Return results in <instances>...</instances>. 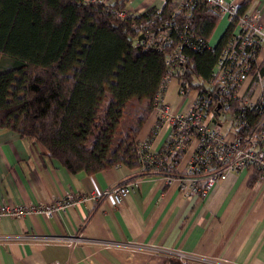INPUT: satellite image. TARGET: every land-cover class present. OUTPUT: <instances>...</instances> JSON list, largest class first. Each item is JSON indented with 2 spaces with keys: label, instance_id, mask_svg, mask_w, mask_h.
Instances as JSON below:
<instances>
[{
  "label": "trees",
  "instance_id": "trees-1",
  "mask_svg": "<svg viewBox=\"0 0 264 264\" xmlns=\"http://www.w3.org/2000/svg\"><path fill=\"white\" fill-rule=\"evenodd\" d=\"M127 1L0 0V57L11 61L10 67L0 66V128L40 143L51 160L73 174L92 175L119 165L140 168L139 136L170 76L179 80L181 94L198 91L199 100L211 101L217 127L221 116L230 114L239 142L264 129V96L255 107L241 110L213 85L220 55L235 39V20L216 47L208 48L199 40L203 45L210 42L221 18L202 0L190 8L189 16L174 14L176 5L166 0L162 9L122 19L118 13L126 11ZM253 2L244 0L239 14L247 13ZM166 23L179 25L187 37L194 32L197 48L182 45L188 57L183 67L165 65L180 44L174 31L160 46L148 43ZM257 73L255 81L264 75V65ZM134 101L140 107H134ZM130 107L133 120L124 123ZM167 150L157 155L166 156ZM185 152L167 160L163 172L142 174L178 176ZM168 258L171 264H191L177 256Z\"/></svg>",
  "mask_w": 264,
  "mask_h": 264
},
{
  "label": "crops",
  "instance_id": "crops-1",
  "mask_svg": "<svg viewBox=\"0 0 264 264\" xmlns=\"http://www.w3.org/2000/svg\"><path fill=\"white\" fill-rule=\"evenodd\" d=\"M233 1L239 7L244 0ZM165 3L128 0L125 10L139 15L150 8L162 9ZM257 10L264 27V0H254L247 13ZM229 24L228 18L220 20L212 46ZM257 64L264 65V50ZM255 79L245 86V97L252 103L264 92V75ZM163 98L174 114L189 109L197 96L195 91L181 94L179 80L171 78ZM179 98L183 100L179 103L187 98L186 105L178 104ZM159 116L154 110L139 136L143 142L153 134L155 154L168 146L172 131ZM228 124V132H218L235 141L236 132ZM196 147L197 140L192 139L177 173L187 169ZM131 182L134 190L120 207L106 199L76 204L51 218L41 213L1 218L0 264H171L170 252L191 257V264H264V183L256 170L230 174L207 195L187 200L178 183L167 186L160 176L143 175L139 168L126 165L92 175L73 174L51 160L40 143L0 128V205L39 206L68 194H105Z\"/></svg>",
  "mask_w": 264,
  "mask_h": 264
},
{
  "label": "built area",
  "instance_id": "built-area-1",
  "mask_svg": "<svg viewBox=\"0 0 264 264\" xmlns=\"http://www.w3.org/2000/svg\"><path fill=\"white\" fill-rule=\"evenodd\" d=\"M176 5L174 14L189 16L190 8L197 0H172ZM208 8H213L219 13L220 18L235 20V31L233 39L222 51L218 66L214 72L215 91L220 93L225 100L237 101L241 110L255 107L258 103H252L245 97V86L259 76L258 49L264 50V27L262 26L261 11L255 13L239 14L238 6L233 0H202ZM127 11H120L118 16L122 19L130 16ZM188 26L184 27L186 30ZM174 31L178 36L180 44L174 46V52L168 55L165 65L183 67L188 62V57L182 53V45L197 48L194 43V32L190 31L188 37L184 35L179 25L166 23L160 33L151 36L148 40L151 46H160L166 39L169 31ZM186 32V31H185ZM238 37H241L238 39ZM167 41V40H166ZM202 46L213 47L210 42ZM255 68V70H254ZM172 77L165 78L163 91L155 98V110L159 112V118L171 125L172 131L168 143L166 156H160L152 151L151 143L146 140L140 142L138 147L140 172L149 171L161 173L167 164L179 151L187 148V142L197 140V147L189 162L187 169L178 176H166L158 174L165 180L167 186L178 183L179 192L184 199L191 200L194 196H205L218 184L227 180L230 174H238L240 171L251 168L259 173V180L264 183V129L257 128L246 138L244 142L238 140L229 141L217 130L208 126L211 101L208 98L199 100V92L195 91L197 99L185 112L171 113V109L164 103V94L167 84ZM187 96V95H185ZM264 96V92L262 94ZM261 96V97H262ZM260 97V98H261ZM264 98V97H263ZM262 98V99H263ZM220 107V106H219ZM264 116V102L262 104ZM257 144V145H254ZM134 183H127L112 188L105 194L94 192L75 197L72 194L54 200L50 204L39 206H12L0 205V220L3 217L23 218L36 213H41L48 218L58 212H65L76 204L87 202H104L111 199L116 207H120L124 200L134 190ZM177 255L183 263L191 262L189 257L181 253H168Z\"/></svg>",
  "mask_w": 264,
  "mask_h": 264
},
{
  "label": "rangeland",
  "instance_id": "rangeland-1",
  "mask_svg": "<svg viewBox=\"0 0 264 264\" xmlns=\"http://www.w3.org/2000/svg\"><path fill=\"white\" fill-rule=\"evenodd\" d=\"M261 15H262V12H261ZM213 40H211V44L212 45H214L216 42H217V40H218V38L217 37H213L212 38ZM0 66H4V68H7V67H10L11 66V61H10V59H8V58H6V57H0ZM176 81L174 80V83H175ZM179 93H177L176 91L174 92V95H175V97H178L179 95H178ZM180 100H182V99H177V103L178 104H184L185 103V105H186V102H188V100H187V98H186V100H185V102H183V103H179L180 102ZM183 101V100H182ZM135 103H137V101H134ZM147 103H145L143 106H145ZM134 105V107H136V108H138V107H140V105L138 106V103L137 104H133ZM189 105V104H188ZM187 105V106H188ZM238 106V108H241L239 105H237ZM186 107V106H185ZM129 109H131V107L129 108ZM130 112V114H126L125 115V118H124V123H125V121H132L133 120V115H134V111H133V108L129 111ZM212 120H213V113L210 115V118H209V121H208V126L211 128V129H213V130H217V131H220V130H222V131H226V132H228V123H231V121H232V116L230 115V114H225V115H223V116H221V118H220V120H222V124H223V126L222 127H217L216 125H214L213 123H212ZM175 254V253H174ZM168 257H172V256H177V255H167ZM177 257H179V256H177ZM192 258L191 257H189V261H191L192 262V260H191Z\"/></svg>",
  "mask_w": 264,
  "mask_h": 264
},
{
  "label": "water",
  "instance_id": "water-1",
  "mask_svg": "<svg viewBox=\"0 0 264 264\" xmlns=\"http://www.w3.org/2000/svg\"><path fill=\"white\" fill-rule=\"evenodd\" d=\"M141 39H143V37H141L140 40ZM219 109H220V107H219ZM219 115H221V114H219ZM213 123L216 124V120H213Z\"/></svg>",
  "mask_w": 264,
  "mask_h": 264
}]
</instances>
